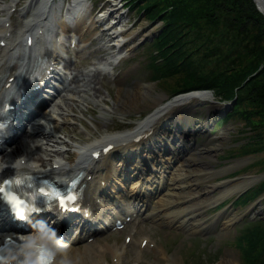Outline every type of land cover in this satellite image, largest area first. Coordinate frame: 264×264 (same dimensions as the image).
I'll return each mask as SVG.
<instances>
[{
    "label": "bare ground",
    "instance_id": "1",
    "mask_svg": "<svg viewBox=\"0 0 264 264\" xmlns=\"http://www.w3.org/2000/svg\"><path fill=\"white\" fill-rule=\"evenodd\" d=\"M23 1L0 4V114L8 105L14 107L9 133L0 142V181L5 182L11 177L21 160L30 166L33 177L69 183L75 178L80 180L78 194L82 206L79 212L62 214L57 211L56 203H52L51 216L32 215L33 219L42 217L59 227L72 243L80 264H124L128 251L133 252L134 263L141 264L144 250L160 254L168 264H180L176 257H170L158 247L150 235L129 232L130 244L122 247L117 243L100 245L96 236L115 223L125 224L127 217L134 215L190 233L199 229L195 218L199 209L208 208L217 201L210 196L207 186L200 189L202 185L199 184L206 181L202 171H211L200 157L203 153H215L217 147H199L194 143L193 136L206 126L189 129L187 124L186 130L179 131L176 125L187 123L181 114L192 113L194 104L214 101L213 94L183 93L162 103L160 94L151 93L154 84H147L139 87L136 95L117 98L110 107L104 103L106 97L99 94L98 82L104 78L102 75H114L115 67L129 57L131 48L137 45L136 33L114 31V26L96 32L98 24L106 18L104 15L92 17L91 0H74L65 14L64 1L29 0L19 8L22 21L16 22L19 31H15L12 26L14 12L18 13L17 6ZM253 1L264 16V0ZM86 33L93 36L90 45L101 42L103 46L99 50H115L89 70L75 68L59 72L60 68L71 66V61L63 58L62 51L69 46L78 56L85 49L80 42ZM29 38L31 45H27ZM56 63H59L57 67L54 66ZM100 63L109 67L101 68ZM39 74L42 76L35 88L20 90ZM56 81L58 85L54 86ZM141 100H151L154 109L127 131L105 133L95 140L88 138L84 144L71 133L73 128L69 124L76 120V112L84 114L83 107L92 101L106 115L112 110L128 109ZM234 101L225 105L228 110L233 108ZM167 122L169 125L174 123L175 127L171 126L170 131H167ZM16 130H23L21 136L14 133ZM166 133L174 139L172 143L164 137ZM137 138H140L139 142ZM159 140L163 144H157ZM255 179H246L235 190L249 187ZM216 184V187L221 185ZM232 191L225 189L221 196H228ZM7 207L0 199V226L17 223L12 221L14 215ZM237 218L234 215L225 226L229 228ZM27 225L30 226L28 222ZM9 230L27 232L24 228L11 227ZM92 237L98 244L89 243ZM218 264L239 263L225 258Z\"/></svg>",
    "mask_w": 264,
    "mask_h": 264
},
{
    "label": "rangeland",
    "instance_id": "2",
    "mask_svg": "<svg viewBox=\"0 0 264 264\" xmlns=\"http://www.w3.org/2000/svg\"><path fill=\"white\" fill-rule=\"evenodd\" d=\"M12 1L0 0V4H10ZM92 1L95 5L92 17L98 18L104 15L106 18L98 24L96 32L101 33L108 26H114V31H134L137 35L135 36L137 37V45L131 48L129 57L115 67L114 75H102L101 77L104 78L100 79L99 82L97 81L98 87H100L99 94L106 97L104 103L113 107L117 98L126 99L128 95H136L139 87L147 84H154L151 93L152 95L160 94L162 103L178 96H172L174 86L179 84L178 79L176 77L163 79L156 70V66L161 65L163 60L161 54L157 52L154 39L143 41L154 36L155 33L158 34L162 29V23L160 21L151 22L147 15H139L137 8L129 9L126 0ZM28 2L29 0L23 1L22 7ZM119 20L120 22H118ZM12 21L15 24L22 21L20 11L14 15ZM13 27L15 31L19 30V26L13 25ZM92 38L93 36L88 33L84 35L80 45L84 46L85 49L78 56L69 52L67 59L71 60V66L67 71L75 68L89 70L99 60L115 50H99L103 46L102 43L90 45L89 41ZM140 42L142 43L138 45ZM91 98L93 99V96ZM214 101L218 100L214 97ZM85 107H83L85 113L76 112V120L69 124L70 128H73L71 133L79 139L80 144L86 143L88 138L95 140L105 133L116 134L127 131L136 126L143 117L154 109L151 100H141L128 109L120 108L116 112L112 110L106 115L101 113V107L94 101ZM193 107L192 113H185L186 118L190 121L189 129L194 126H207L206 129L193 136L194 143L196 142L195 144L199 147L202 145L217 147L215 153H203L200 157L208 163L209 170L216 171L215 174H212L211 171L210 173L202 171L201 174L206 181L203 182V180L201 181L203 183L199 184L202 185L201 190L207 186L210 196L213 200H217L214 205L199 209V215L195 217L198 220L196 226H199V229H206V231L197 229L198 231L190 233L179 227L161 225L153 223L151 220L143 221L138 217L128 223L129 227L125 230H111L102 236L97 235L96 239L100 245H113L114 243L121 247L124 244L129 245L128 233L133 235L137 232V235L140 236L150 235L158 247L163 248L170 257H176L180 264H218L225 258L244 264L243 252L239 247L238 240L249 228L260 223L259 220H251L264 216V191L257 196V193L259 194L260 191L264 190V117L254 115L248 122L236 117L230 121L222 122L229 111L224 103H200L194 104ZM179 130H186V127L180 126ZM168 142L172 143L173 141L170 139ZM159 143L163 142L159 141ZM71 154L73 155V153ZM248 178H257L258 180L255 179L243 192L236 191L235 187ZM216 183L221 185L215 187ZM230 188L233 191L228 196L222 197V192ZM247 191L257 197L246 205L237 203L234 206H227L236 195L244 192L247 194ZM195 199H198L197 196ZM225 205L227 210L220 213V207ZM243 214L247 215L245 218H249L245 222L242 219ZM234 215L238 218L231 222L228 228L225 223H228ZM194 219L191 220L194 221ZM98 241L95 242L92 238L89 243L98 244ZM133 256V252L128 251L124 264H137L134 263ZM110 259L111 257L108 256V260ZM141 264H168V262L166 258L153 250H144Z\"/></svg>",
    "mask_w": 264,
    "mask_h": 264
},
{
    "label": "trees",
    "instance_id": "3",
    "mask_svg": "<svg viewBox=\"0 0 264 264\" xmlns=\"http://www.w3.org/2000/svg\"><path fill=\"white\" fill-rule=\"evenodd\" d=\"M126 1L163 24L154 41L163 60L156 70L178 79L172 96L210 90L220 101L235 100L222 122L264 117V16L253 0ZM257 196L248 191L238 203ZM258 220L238 240L244 264H264V220Z\"/></svg>",
    "mask_w": 264,
    "mask_h": 264
},
{
    "label": "clouds",
    "instance_id": "4",
    "mask_svg": "<svg viewBox=\"0 0 264 264\" xmlns=\"http://www.w3.org/2000/svg\"><path fill=\"white\" fill-rule=\"evenodd\" d=\"M101 68H108L100 63ZM4 124H0V129ZM17 159H20L19 157ZM34 173L30 166L21 160L15 165L14 173L6 183L0 181V199L12 205V197L23 198L13 190H5L10 184L13 189L31 185ZM17 218L24 219L30 225V231H0V264H80V258L73 253V246L59 227L48 219H33L31 213Z\"/></svg>",
    "mask_w": 264,
    "mask_h": 264
},
{
    "label": "snow or ice",
    "instance_id": "5",
    "mask_svg": "<svg viewBox=\"0 0 264 264\" xmlns=\"http://www.w3.org/2000/svg\"><path fill=\"white\" fill-rule=\"evenodd\" d=\"M3 190V189H0ZM57 199H59L60 206L62 208H68L70 206L76 207V204H69V201L75 202L77 200V197L75 194H72L70 196H64L59 193H57L56 196ZM12 206L15 211V213L21 217L25 216L27 213H32L35 211H39V209L35 208L34 206L28 204L26 201L19 199L18 197H12Z\"/></svg>",
    "mask_w": 264,
    "mask_h": 264
},
{
    "label": "water",
    "instance_id": "6",
    "mask_svg": "<svg viewBox=\"0 0 264 264\" xmlns=\"http://www.w3.org/2000/svg\"><path fill=\"white\" fill-rule=\"evenodd\" d=\"M152 40V39H151ZM204 92H208V91H204ZM216 103H220V102H218V101H211V102H209V104H216ZM198 104H200V103H198ZM221 104H223V103H221ZM224 105H226L225 103H224ZM182 114H184V113H182ZM259 179H260V177H259ZM258 180V179H257ZM216 187V186H215ZM248 188V187H247ZM247 188H245V189H247ZM245 189H243V190H241L242 192L245 190ZM240 191V192H241Z\"/></svg>",
    "mask_w": 264,
    "mask_h": 264
}]
</instances>
